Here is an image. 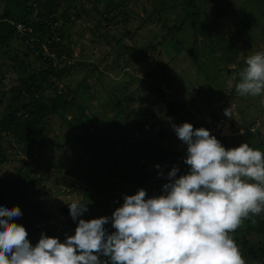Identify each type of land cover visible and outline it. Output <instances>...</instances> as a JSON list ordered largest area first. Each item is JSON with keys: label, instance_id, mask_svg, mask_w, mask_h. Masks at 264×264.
<instances>
[{"label": "rangeland", "instance_id": "rangeland-1", "mask_svg": "<svg viewBox=\"0 0 264 264\" xmlns=\"http://www.w3.org/2000/svg\"><path fill=\"white\" fill-rule=\"evenodd\" d=\"M108 1L75 0L78 14L84 15L71 18L60 30L66 38L62 41H69L71 47V57L62 55L71 70L56 84L58 91L75 102L67 115L71 123L56 115L45 118L47 134L42 145L35 136L38 139L32 144L15 142L12 136H4L1 141V146L7 148L8 161L0 172H13L22 166L20 161L30 162L35 174L47 178L51 197L46 209L57 216L51 222L58 220L61 225L66 217L56 210L71 200L68 195L73 190L78 198L84 196L86 203L100 200L109 208L122 206L123 196L134 195L140 189L146 191V199L164 194V190L158 191L145 182L113 184L114 172L127 177L125 168L133 170L130 166L147 159L141 157V151L134 150L143 136L187 156V144L177 139L173 126L188 122L194 129H208L216 138L227 136L222 139L226 149L245 141L254 150L264 151V93L241 96L236 90L240 72L247 66L246 59L264 53V0H114L124 4L121 12L120 8L112 11L106 7ZM69 3L60 0L59 8ZM6 9L8 6L1 0L0 14ZM70 12L75 16L76 11ZM125 12L127 15H123ZM20 27L18 24L16 28L22 31ZM19 46L18 39L12 46L6 42L0 45V96L14 81L12 75L19 63L14 61L15 52L25 50ZM25 52L31 54L30 50ZM36 55L35 51L29 58ZM20 57L26 58L22 54ZM58 62L55 60V64ZM2 103L7 105L0 107V117L10 104L5 99ZM228 108L232 117L224 114ZM80 113L83 120L77 128L73 125L77 116L73 115ZM86 116L93 117L87 129ZM113 121L123 124L124 129L113 132L106 141L90 140L89 131L102 136ZM163 132L170 140L162 137ZM56 134L63 135V139L62 135L58 138L63 141L61 144L53 138ZM130 134L134 138H129ZM121 137L129 138L130 146L124 148L136 157L110 140ZM85 141L91 142L88 149L79 147V142ZM51 144L54 145L50 147ZM50 151L54 159H50ZM72 153L75 156L68 160ZM142 153L149 156L146 151ZM54 160L59 162V169L52 163ZM81 164L84 167L80 171L92 184L77 180L76 171ZM168 182L169 179L164 184ZM112 231L115 232L113 226ZM251 236L250 241L257 242L258 238ZM99 259L111 264L108 257L100 255Z\"/></svg>", "mask_w": 264, "mask_h": 264}, {"label": "clouds", "instance_id": "clouds-1", "mask_svg": "<svg viewBox=\"0 0 264 264\" xmlns=\"http://www.w3.org/2000/svg\"><path fill=\"white\" fill-rule=\"evenodd\" d=\"M246 65L236 90L261 95L264 53L249 56ZM224 114L233 116L230 108ZM173 127L187 144L190 171L177 178L173 167L163 195L146 199L140 189L125 196L112 214L111 234L104 227L109 217L80 219L64 242L42 234L35 246L25 227L12 220L22 215L20 208L0 206V264H108L100 255L111 264H245L229 233L264 212V152L248 143L226 149L208 129L188 122ZM75 192L68 197L74 200ZM76 196L69 203L74 220L87 211Z\"/></svg>", "mask_w": 264, "mask_h": 264}, {"label": "trees", "instance_id": "trees-1", "mask_svg": "<svg viewBox=\"0 0 264 264\" xmlns=\"http://www.w3.org/2000/svg\"><path fill=\"white\" fill-rule=\"evenodd\" d=\"M4 1L8 9L0 14V45L3 46L6 42L8 46H12L18 39L22 48L19 47L22 50H30L31 54L28 55L30 52H25V50L22 53L18 51L15 52L14 61L19 63L16 70L17 72L14 76L12 75L14 81L10 89H5L3 91L4 95L2 94L0 96V107L7 105L6 103H2L4 99L7 100V103L8 101L10 103L9 107H4L0 117V170L3 164H6L8 161L6 155L7 148L1 146V141L4 136H12L15 142L23 141L25 143L29 141L31 144L40 138V144L42 145L47 134L43 125L45 118L50 115H56L60 119L71 123V119L67 120V115L70 114L69 112L72 110L75 102L72 98H67L62 92L58 91V85L56 84L62 75L71 70V67L66 64V60L61 59L63 54L67 57H71L72 51L69 41H62L66 38H63L60 30H64L71 18H80L81 15H84L78 14L75 0H69L70 5L61 8H59L60 0ZM192 1L193 0L190 2ZM123 5L124 4H121V2L115 3L114 0H109L106 7L110 6L112 11L120 8L119 11L121 12ZM71 9L76 11V13H74L75 16H72L73 12H70ZM155 9L156 8H153L154 11ZM16 13H18V17L15 16ZM123 15H127V13L125 12ZM11 20L16 22H10ZM18 23H21L26 31L23 32L18 30L16 28ZM177 29H179V27H177ZM173 31L175 32V29H173ZM35 51L37 52L35 58H29ZM20 54L24 57L26 56V58L20 57ZM19 58L23 61L21 59L19 60ZM55 60H59V62L55 64ZM34 62H38L39 65L42 66L35 67L33 66ZM51 91L53 94H49ZM73 116H77L76 123L73 125L78 128L79 123L83 120V114L80 113ZM86 120L88 124L85 126V129L90 127L93 117L86 116ZM119 129H124L123 124H117L113 121L105 127L102 136L98 133L96 134L94 130L89 131L88 134L91 135V141H106L113 132H117ZM138 129L140 130V128ZM128 130L129 128H127V131ZM61 135L62 134H56L53 136L58 144L63 142L59 140ZM34 136L38 138L34 139ZM133 136L134 135L130 134L129 138H134ZM168 136V134L163 132L162 137L164 139ZM224 137L227 136H217L221 144L223 143L222 139H225ZM75 138H79V140L83 139L82 136H76ZM129 138L121 137L110 140L115 141L121 148L127 151V154L136 157L137 154L124 148L126 145L130 146L128 144ZM177 139L179 138L177 137ZM139 140L141 141L135 143L134 150L137 152L141 151V157L143 156L147 159H142V162L136 163V166H130L133 170L125 168L124 172L127 177H124L121 173L114 172V186L119 182H129L133 185H140L142 182H145L150 186L157 187V190L161 191L164 190V183L169 179L168 173L173 167L179 169L177 178L189 173L190 166L185 163L186 156L180 151L173 150L165 143L163 144L161 141L157 142L148 139L145 136L141 137ZM179 141L181 140L179 139ZM81 142H79V147L81 148L88 149L91 146L90 141H85L83 144H81ZM168 142L170 143V141ZM243 143L246 142L244 141ZM52 145L54 144H51L50 147H52ZM178 146L179 142L177 149ZM142 151H146L149 156L142 153ZM74 156L75 155L72 153L68 156V160H72ZM54 158L55 156L52 155L50 151V159ZM20 162L22 166L19 168L16 167L15 171L7 172L2 170L0 172V206H18L20 208L22 215L14 217L12 220L25 227L28 233L27 238L32 246L38 243L42 234L48 237H56L61 242H64L68 236L75 234L73 229H76L80 219L91 220L102 216L109 217V221L104 227L108 234L113 233L111 222L112 215L109 216V214L120 206L109 208L108 203L104 204V202L100 200L86 203L83 199L84 196L79 199L86 203L87 211L83 212L77 219L74 220L70 217L69 203L74 201L71 199L56 210L58 215L66 217L63 225H61L62 222L58 220L51 222L53 219H57V216L54 215V211L52 212L46 209V201L51 197L50 188L45 183L47 178L35 174V169H33V165L30 164V162ZM52 163L57 169L60 168L58 167V161L54 160ZM145 165L149 168L143 169ZM83 167V164L77 167V180L81 184H92L90 178L80 171ZM139 167H142V169L138 170ZM126 189L127 188H125V190ZM101 191L102 190H98L99 193H102ZM124 198L123 196V200ZM119 201H121V199H119ZM253 220H255L254 223ZM114 231H116L115 228ZM252 234L254 237L258 238L257 242L250 241ZM229 235L239 247L242 258L246 264H264V212L259 216L244 219L240 227L234 232L229 233Z\"/></svg>", "mask_w": 264, "mask_h": 264}, {"label": "built area", "instance_id": "built-area-1", "mask_svg": "<svg viewBox=\"0 0 264 264\" xmlns=\"http://www.w3.org/2000/svg\"><path fill=\"white\" fill-rule=\"evenodd\" d=\"M19 25L21 26L19 29H24L22 24L19 23ZM252 130H254V127L252 128Z\"/></svg>", "mask_w": 264, "mask_h": 264}, {"label": "water", "instance_id": "water-1", "mask_svg": "<svg viewBox=\"0 0 264 264\" xmlns=\"http://www.w3.org/2000/svg\"><path fill=\"white\" fill-rule=\"evenodd\" d=\"M77 199V196H76V192L74 193V200H76Z\"/></svg>", "mask_w": 264, "mask_h": 264}]
</instances>
